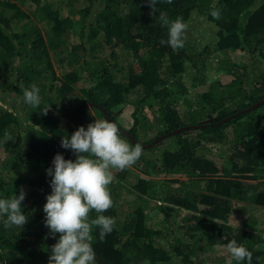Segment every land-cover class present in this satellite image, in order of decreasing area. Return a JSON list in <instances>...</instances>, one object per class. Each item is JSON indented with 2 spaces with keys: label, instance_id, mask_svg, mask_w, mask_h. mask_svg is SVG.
I'll use <instances>...</instances> for the list:
<instances>
[{
  "label": "trees",
  "instance_id": "16d2710c",
  "mask_svg": "<svg viewBox=\"0 0 264 264\" xmlns=\"http://www.w3.org/2000/svg\"><path fill=\"white\" fill-rule=\"evenodd\" d=\"M25 1L0 0V102L10 104V110L0 104V197L23 190L28 217L23 228H5L6 217H0V264H49L54 245L49 236L57 241L59 234L45 232L43 206L51 191L47 169L57 153L65 159L72 153L61 147V139L78 128L80 112L84 127L92 111L106 118L96 106L83 109L86 104L100 105L116 122V107L130 109L133 120L127 129L137 144L145 145L185 125L215 123L264 99V65L251 63L257 70L253 74L228 56L241 51L264 62V0H158L154 6L148 0H29L39 9L33 16L44 21L45 35L20 9ZM55 1L68 7L77 3L80 16L62 17L51 6ZM213 10L219 18L211 15ZM161 16L182 18L186 24L204 16L213 24L215 38L201 46L198 57L192 53L197 45L189 40L182 49L162 45L168 27ZM68 29L74 32L70 36ZM215 58L216 69L230 76L224 85L216 79L208 84L203 77ZM186 63L190 84L181 81ZM33 84L40 89L39 108L24 102V91ZM7 95L17 106L7 102ZM180 97L184 105L197 97L196 107L180 110ZM263 126L264 103L223 124L176 133L143 148L134 164L143 163L144 173L110 169L113 206L89 213V223L98 215L116 221L103 240L99 228L92 231L96 264H104L101 259L108 264H169L178 258L196 264L201 251L212 250L220 254L212 262L227 264V244L233 240L251 251L252 264H264V228L258 226L263 220L252 218L253 210L264 213ZM121 138L136 145L123 134ZM213 142L227 146L230 168L206 156V143ZM160 175L179 176L156 180ZM152 207L167 218L184 210L188 216L182 234H164L147 223ZM238 211L250 212L242 225L234 226L232 214Z\"/></svg>",
  "mask_w": 264,
  "mask_h": 264
},
{
  "label": "clouds",
  "instance_id": "9594fccd",
  "mask_svg": "<svg viewBox=\"0 0 264 264\" xmlns=\"http://www.w3.org/2000/svg\"><path fill=\"white\" fill-rule=\"evenodd\" d=\"M148 2L150 6H154L158 0H148ZM168 2L170 3L171 0ZM211 15L219 18V11L213 10ZM161 21L168 27V38L166 41L161 40L160 43L167 44L172 49H182L185 46L188 25L182 18L169 21L161 16ZM23 96L26 104L33 108L40 107V89L36 84L30 89H25ZM88 104L85 105L86 108L93 107ZM113 121L115 123L107 118L96 119L84 127L81 119V126L70 136H62L61 139V147L72 151L76 158L65 159L63 153H57L51 167L47 169V175L51 177L49 181L51 191L47 194L43 206L44 223L52 237L59 234V239L51 247L49 264H96V252L92 246L93 229L99 228L100 240L113 231L116 223L113 217L98 215L89 223V213L92 210L104 213L113 206L108 189L113 180L110 169L123 171L139 160L145 148L142 147L144 145L136 143L132 146L125 142L121 138L123 134L121 130L131 133L127 128ZM203 124L213 123L200 122L185 126ZM203 128H190L178 133L185 132L186 135ZM24 199L23 190L10 198L0 197V217H6L3 220L5 228H23L27 223L28 217L22 205ZM227 250L230 254L227 264L233 262L243 264L245 261L247 264H252V253L244 245L233 240L227 244Z\"/></svg>",
  "mask_w": 264,
  "mask_h": 264
},
{
  "label": "rangeland",
  "instance_id": "374dc122",
  "mask_svg": "<svg viewBox=\"0 0 264 264\" xmlns=\"http://www.w3.org/2000/svg\"><path fill=\"white\" fill-rule=\"evenodd\" d=\"M53 0H47L48 3H51ZM82 3V2H80ZM77 3L71 5V7L66 6V3H60V1H55L51 6L52 8H59V14L64 17V16H70L72 18H74V16H80L79 11L77 10L78 8L75 7ZM20 9L24 10L25 12H27L30 16V19L35 20L38 24V27L41 31V33L43 35L46 34L45 29L47 28L45 26L44 21H40L38 18H35L33 16V12L35 10H39L36 9V5L34 6L31 1L27 0L25 1V3H19L18 4ZM80 6V5H79ZM187 31L185 33L186 39L185 41L188 42L191 41V43L193 45H197V48L192 52L194 54L198 56L200 55V51L202 49V45L206 44V43H210L214 40L215 38V28L213 26V24L211 22H208L207 20L204 19V16H196L194 18L191 19V21L189 22V24H187ZM72 33H74L72 31V29H68V36H70ZM229 56V61L231 63H233L236 67L241 68L242 66H247V69L249 70L250 73L255 74L257 70H253L252 68V64L253 65H257V66H263L264 62H256L254 61L251 57V55L244 53V52H239V51H234V52H230L228 54ZM254 58V57H253ZM17 62V61H16ZM215 62H217V58H215L213 61H211V63H207V69H208V77L207 75H203L204 79L206 80V82L208 84H212L211 80L216 79L218 80V83H221L222 85L226 84L229 79L230 76H226L225 74L221 73L220 70H217L216 66H215ZM57 73H60V71L57 69ZM191 76H192V72L190 71V64L186 63V71L184 72V75L181 78V81H184V83H189L191 81ZM172 92L176 91L177 87L175 86H171L170 87ZM206 86L203 88V91L206 90ZM191 92H195L194 87H190ZM177 96H180L179 94H177ZM195 98L197 97H193L191 98L190 102L188 105H184V103L182 102V99L180 97V110H185V108H195L197 102L195 101ZM7 100L8 103H14L15 106H17V102L15 100V98L11 95V97L9 95H7V97L5 98ZM0 104L3 107L8 108V110H10V104H4L1 103ZM0 105V106H1ZM118 107L115 108V115L117 118V122L119 124H121V126H123L124 128H129L131 123H132V117L130 116V112L131 110L128 109L127 107H121L120 109H117ZM146 115L148 116L149 120H152V115H150V112L147 110L146 111ZM158 117V116H156ZM96 119H101L98 116H96V114L92 111L91 113L87 114L86 118H85V127H87L88 124L93 123ZM156 122V121H155ZM147 130V129H146ZM228 131H233L232 129H228ZM263 131H264V126H263ZM142 132V130L139 131V134ZM194 132H191L189 134H193ZM141 136V134H140ZM206 145H209V152L206 154L207 157H210L211 160H213L215 163L219 164L221 167H225L226 169L230 168L231 164H230V160L231 158L228 157V155H225V152L228 150L227 146L221 144L220 142H213V143H206ZM146 154L148 152H145ZM130 170L135 171V172H141L144 173V164L140 163V164H133L131 166L128 167ZM150 175V174H149ZM151 176V175H150ZM179 175H160L156 178V180H163V181H167L166 179L169 178H177ZM155 177V176H152ZM181 178H184V176H181ZM125 195L127 196L128 199L131 198L130 194L125 193ZM147 199V198H146ZM148 200V199H147ZM151 199L148 200V202ZM154 201V200H153ZM151 201V202H153ZM150 206V205H149ZM250 211L243 213V212H235L232 214L234 221H232V225L234 226H240L242 225V222H244V220L247 218V213H249ZM253 215L252 218L257 219V222L259 223V219L261 218L263 221H261L258 226L262 231V228H264V218H262V214H264L263 212L257 211V210H253ZM260 212V213H259ZM121 215H123V211H121ZM149 215L146 218V222L149 224H153V226H156L158 228H162V232L164 234H168L171 236L173 235H178L180 236L182 234V227L181 225L184 224L185 219H187V213L184 210H180L179 212H175L174 214L170 213L169 217H164V215L160 212H158V208L156 209V207H152L150 208V211L148 212ZM239 220V221H237ZM257 224V223H256ZM166 226V229L164 230V227ZM164 230V231H163ZM264 234V233H263ZM200 243L202 242L200 239L198 240ZM159 244L161 245H165L163 241L159 240ZM218 252L212 250L209 252H205V251H201L199 253V255L196 257L195 262L196 264H215L214 262H212V259L215 258ZM169 264H183L181 260L178 259H174L171 263Z\"/></svg>",
  "mask_w": 264,
  "mask_h": 264
},
{
  "label": "water",
  "instance_id": "95a60500",
  "mask_svg": "<svg viewBox=\"0 0 264 264\" xmlns=\"http://www.w3.org/2000/svg\"><path fill=\"white\" fill-rule=\"evenodd\" d=\"M263 103H264V99H262V100L256 102L255 104H253L252 106H250V107H248V108H246V109H243V110L237 111L236 113H234V114H232V115H230V116L224 118L223 120H221V121H219V122H217V123H213V124H203V125H192V126H185V127L179 128V129H177V130H174V131H171V132H169V133H166V134L163 135L162 137H159V138H157L155 141H152L151 143H148V144H146V145H144V146H142V147H145V148H146V147H149V146H151V145H153V144H155V143L161 141L162 139H164V138L167 137V136L174 135V134H176V133H178V132H180V131L187 130V129H190V128H203V127H206V126H212V125H213V126H216V125H219V124H223V123H225V122L231 120L232 118H234V117H236V116H239V115H241V114H243V113H246V112H248V111H251V110L257 108L258 106H260V105L263 104ZM88 106H96V107H98L100 110H102V112L104 113V115L106 116L107 119H110L112 122H114L113 119L110 117V115L105 111V109H103V108H102L101 106H99L98 104L89 103ZM86 107H87V106H85L84 109H85ZM82 113H83V112H80L79 117H78V127L81 126ZM114 123H115V122H114ZM120 129H121V128H120ZM121 131H122V133H123L124 135H126V136L128 137V139H129L130 141H132L133 143L136 144V140L133 138V136H132L131 134H129L128 132L123 131V130H121ZM73 156H74V153L72 152V153L70 154V156H69L67 159H72ZM45 232L48 233V229H47L46 226H45ZM49 239L51 240V242H52L53 244L56 243V241H54L52 238H49ZM101 261H102L104 264H108V263H107L105 260H103V259H101Z\"/></svg>",
  "mask_w": 264,
  "mask_h": 264
}]
</instances>
